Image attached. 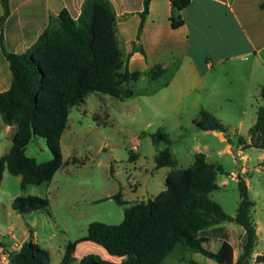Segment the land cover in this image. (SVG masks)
Here are the masks:
<instances>
[{
  "label": "trees",
  "instance_id": "1",
  "mask_svg": "<svg viewBox=\"0 0 264 264\" xmlns=\"http://www.w3.org/2000/svg\"><path fill=\"white\" fill-rule=\"evenodd\" d=\"M151 0H144L139 33L149 12ZM173 9L182 10L190 0H171ZM0 48L9 62L12 82L9 89L0 91V116L7 125L15 126L12 145L0 159V182L3 168L21 176V188L28 184H41L53 179L67 162L63 160L61 136L67 127L71 108L85 102L91 92L108 94L123 99L133 94L129 84L139 73L125 65L116 32V12L110 0H83L80 15L74 18L67 8L58 15H50L48 26L37 41L21 53L8 50L4 41V24L10 14L9 0H1ZM183 19L172 17V26L183 24ZM156 73L153 74L155 78ZM125 84L127 86H125ZM264 100V86L260 90ZM195 125L203 130H220L230 142L228 127L215 115L201 110ZM33 136L46 139L52 158L38 161L26 153ZM250 142L238 136L243 147L264 149V105L256 111V121L249 129ZM157 145L170 143L169 134L158 129L151 135ZM137 155L131 153L130 158ZM156 167H169L165 189L156 197L125 206L123 220L110 224L98 220L88 224L87 234L69 241L59 264H162L174 249L199 251L219 264H250L257 241L255 223L251 217L254 205L245 179L238 174L239 200L234 216L210 197L219 188L218 173H224L220 164L207 160L198 152L191 165L177 168V158L166 147L156 155ZM112 170V167H111ZM122 191L111 195L119 204H125ZM48 197L17 195L12 207L20 213L48 209ZM234 220L245 230L243 251L233 260V246L227 228L220 225ZM221 236L220 249L213 252L203 243L210 237ZM91 240L104 246L111 254L123 257L121 262L89 253L76 260V244ZM1 245V243H0ZM10 254L9 264H51L49 249L32 239L22 243ZM264 261V256L257 257Z\"/></svg>",
  "mask_w": 264,
  "mask_h": 264
},
{
  "label": "crops",
  "instance_id": "2",
  "mask_svg": "<svg viewBox=\"0 0 264 264\" xmlns=\"http://www.w3.org/2000/svg\"><path fill=\"white\" fill-rule=\"evenodd\" d=\"M110 1L116 12V32L124 63L130 71L139 73L137 79L127 84L133 94L120 99L123 104L135 112L143 109L144 104L149 111L163 115L189 108L217 113L220 114L217 118L228 129L230 125H234L233 133L237 138L242 136L249 143V129L256 121L257 108L264 105L262 97V101L257 99L264 86V0H190L189 5L182 10L173 9L171 0H151L139 36L144 0ZM82 2L83 0H9L10 14L4 24L6 47L16 53L25 51L48 26L50 15H58L63 8H67L77 18ZM2 12L0 0V15ZM173 16H180L183 24L173 27ZM154 73L157 74L155 78ZM11 82L12 71L0 48V91L9 89ZM140 82L149 86L139 87ZM228 109L239 115L236 122H229L223 116ZM4 126L12 145L15 126L5 123ZM1 128L0 125V130ZM207 131L216 132L226 142L227 152L233 153L232 136L229 135V142L224 132ZM248 150L257 152V160L250 166L248 163L251 156L245 152ZM205 154L208 160L209 155ZM237 154L243 163L239 172L234 171L230 175L236 181L238 174L245 179L249 196L254 203L251 217L256 226L257 241L250 264H264V261H257L258 256H264V149L243 147L239 142ZM5 169L7 168H3V171ZM169 171L170 168L167 173ZM250 172L258 173L263 181L261 187L257 182L254 193L252 176H246ZM218 183L220 187L227 184V180ZM28 186L29 184L24 188L26 192H29ZM15 197H11L6 205L4 218L0 219V254L7 247L18 251L23 242L32 239L49 249L51 264H59L67 243L87 234L86 232L77 238L67 235V238L62 237L61 242L56 243L57 227L50 225L44 231L37 228V222L31 218V214L39 210L20 213L12 207ZM220 225L225 226L229 232L233 260L236 262L243 251L245 230L234 220L224 221ZM223 241L221 236H213L203 245L216 252ZM181 249L183 253L174 258L176 264H219L199 251L185 249L183 246ZM89 253H96L114 262H121L123 259L91 240L79 241L73 256L78 261ZM173 254L167 256L162 264H167L168 258ZM9 261L10 259L5 262L0 257V264H9Z\"/></svg>",
  "mask_w": 264,
  "mask_h": 264
},
{
  "label": "rangeland",
  "instance_id": "3",
  "mask_svg": "<svg viewBox=\"0 0 264 264\" xmlns=\"http://www.w3.org/2000/svg\"><path fill=\"white\" fill-rule=\"evenodd\" d=\"M138 86L149 85L140 82ZM260 97L257 95V99L262 101ZM229 110H225L223 116L234 123L239 115ZM199 114L200 110L190 108L178 113L155 114L144 104L143 109L135 112L118 98L92 92L87 101L71 108L61 142L63 160L67 163L55 173L52 181L43 182L41 186L29 184V192H26L21 188L20 175L11 174L7 169L3 171L0 219L4 218L6 205L12 196L30 194L49 198L48 209L34 212L31 218L43 231L50 225L57 227L56 243H60L62 237L77 238L85 234L88 224L94 220L119 224L123 220L125 206L154 198L165 189L169 167L157 168L155 158L166 147L177 158V168L191 165L198 152L207 153L210 162L222 165L225 173H219L217 181L227 180V184L213 190L210 197L219 202L227 213L235 214L239 188L230 173L239 172L243 160L237 154L239 141L233 133L234 125L228 129L234 144L233 153H228L226 142L216 132L196 127L195 120L199 119ZM0 125L1 156L8 152L11 139L1 116ZM158 129L169 134L170 143L161 141L155 145L152 142L151 135ZM245 152L251 156L250 166L256 162L257 152ZM26 153L38 161L52 158L46 139L41 136L32 137ZM131 153L137 157L131 159ZM246 176H252L253 193L257 182L258 186H263L258 173L250 172ZM120 190L126 201L124 205L109 198ZM173 253L167 264H176L174 258L183 253L181 246H177Z\"/></svg>",
  "mask_w": 264,
  "mask_h": 264
},
{
  "label": "built area",
  "instance_id": "4",
  "mask_svg": "<svg viewBox=\"0 0 264 264\" xmlns=\"http://www.w3.org/2000/svg\"><path fill=\"white\" fill-rule=\"evenodd\" d=\"M0 257L3 261H8L10 259V254L5 250L4 252H1Z\"/></svg>",
  "mask_w": 264,
  "mask_h": 264
},
{
  "label": "water",
  "instance_id": "5",
  "mask_svg": "<svg viewBox=\"0 0 264 264\" xmlns=\"http://www.w3.org/2000/svg\"><path fill=\"white\" fill-rule=\"evenodd\" d=\"M7 250H9V251H13V248H11V247H7ZM14 252H16V251H14Z\"/></svg>",
  "mask_w": 264,
  "mask_h": 264
}]
</instances>
